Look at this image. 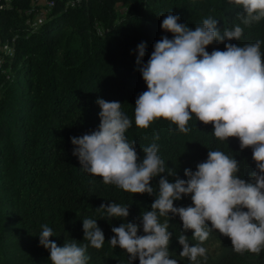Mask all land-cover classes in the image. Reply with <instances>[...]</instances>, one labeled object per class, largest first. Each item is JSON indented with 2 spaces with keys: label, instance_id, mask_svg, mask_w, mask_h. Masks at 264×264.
<instances>
[{
  "label": "trees",
  "instance_id": "trees-1",
  "mask_svg": "<svg viewBox=\"0 0 264 264\" xmlns=\"http://www.w3.org/2000/svg\"><path fill=\"white\" fill-rule=\"evenodd\" d=\"M48 1L0 0V264H51L49 251L39 243L42 226L53 230L55 236L49 239L58 246L72 240L84 244L83 219L97 220L105 237L101 249L87 248L88 264H128L126 251L109 243L111 228L123 222L139 224L155 195L125 192L82 171L70 138L98 127L97 99L118 101L133 122L125 135L135 141L139 160L144 158L142 149L155 142L166 170L176 174L168 177L169 182L187 179L184 169L195 171L209 150L235 158L238 175L248 180L256 170L252 149L241 151L238 138H215L214 126L204 125L194 114L187 134L176 125L170 130V122L163 118L146 129L135 126V101L147 90L135 50L146 43L142 62L147 63L155 42L165 35L172 38L161 29L162 20L172 12L192 29L209 17L217 19L221 31L240 25L244 29L240 40L225 43L243 46L259 40L264 54V19L244 26L237 18L242 8L228 0ZM35 18L42 21L32 23ZM213 49L223 51L224 44L214 43L206 50ZM159 179L154 177L150 186L158 188ZM111 202L129 205L126 221L109 219L104 210H97ZM191 203L187 196L174 206ZM169 217L170 258L193 264L179 255L182 221ZM166 220L160 218L161 223ZM184 234L191 244L200 243L191 238L190 230ZM138 235H143L142 227ZM201 246L207 250L206 258L198 257V264H264V249L260 254L237 253L230 238L217 230ZM133 264H139L138 258Z\"/></svg>",
  "mask_w": 264,
  "mask_h": 264
},
{
  "label": "clouds",
  "instance_id": "clouds-1",
  "mask_svg": "<svg viewBox=\"0 0 264 264\" xmlns=\"http://www.w3.org/2000/svg\"><path fill=\"white\" fill-rule=\"evenodd\" d=\"M242 8L237 18L244 26L264 19V0H228ZM181 17L170 12L161 23V29L172 38L162 36L155 42L147 63H143L146 43L137 45L136 64L147 90L138 95L134 106V123L146 129L155 120L170 122L169 129L187 134L193 114L204 125L214 126L213 135L220 141L238 138L240 150L252 149L256 170L249 179L241 178L239 162L220 150L208 151L207 159L196 165V170L184 169L187 179L176 178L166 170L165 161L158 155L159 146L153 142L142 149L139 160L135 141H129L126 131L133 122L122 112L118 101L97 99L100 107L98 127L79 137H71L82 171L102 177L104 184L115 185L132 194L155 195L151 210L141 213L140 223L123 222L112 227L111 246L126 251L128 264L138 258L139 264H178L170 258L169 244L172 233L169 214L182 221V234L177 238L182 245L181 257L198 264V257L206 258L201 246L217 230L230 238L237 253L260 254L264 249V58L261 41L240 44L225 41L240 40L244 29L217 27L218 21L206 18L190 28L180 23ZM214 43L224 44L225 50L206 49ZM159 136H154L158 140ZM167 173V175H161ZM159 176L158 188L150 186ZM190 196L191 205L174 206ZM109 219L125 220L129 205L111 202L101 204ZM161 217H167L164 223ZM83 241L58 246L50 237L55 236L47 225L42 226L39 243L50 253L51 264H88V247L101 249L105 243L97 220L83 219ZM209 222L210 225L209 226ZM142 227L143 235H138ZM199 244H191L184 233Z\"/></svg>",
  "mask_w": 264,
  "mask_h": 264
},
{
  "label": "built area",
  "instance_id": "built-area-1",
  "mask_svg": "<svg viewBox=\"0 0 264 264\" xmlns=\"http://www.w3.org/2000/svg\"><path fill=\"white\" fill-rule=\"evenodd\" d=\"M45 2H49V1L48 0H42V2H39V3H45ZM38 21H42V19L35 18L32 23H38Z\"/></svg>",
  "mask_w": 264,
  "mask_h": 264
},
{
  "label": "bare ground",
  "instance_id": "bare-ground-1",
  "mask_svg": "<svg viewBox=\"0 0 264 264\" xmlns=\"http://www.w3.org/2000/svg\"><path fill=\"white\" fill-rule=\"evenodd\" d=\"M49 6H51L52 4L50 3V4H48Z\"/></svg>",
  "mask_w": 264,
  "mask_h": 264
}]
</instances>
